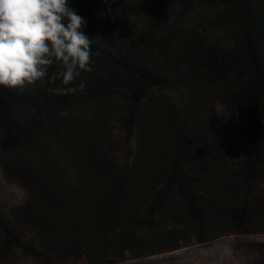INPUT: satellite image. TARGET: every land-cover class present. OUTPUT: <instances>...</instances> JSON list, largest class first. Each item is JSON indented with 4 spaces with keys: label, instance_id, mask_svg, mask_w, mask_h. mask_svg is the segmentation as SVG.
<instances>
[{
    "label": "trees",
    "instance_id": "16d2710c",
    "mask_svg": "<svg viewBox=\"0 0 264 264\" xmlns=\"http://www.w3.org/2000/svg\"><path fill=\"white\" fill-rule=\"evenodd\" d=\"M71 6L93 40L94 70L79 78L84 91L57 94L59 80L23 93L0 86L1 170L26 194L10 218L0 217V263L20 250L47 264L63 256L113 264L117 248L149 249L137 227L154 232L149 243L166 242L174 231L163 232L157 219L174 197L197 243L208 242L212 191L231 194L230 180L264 185V0ZM212 30L218 39H208ZM172 87L188 94L183 103L158 96ZM116 101L128 139L139 134L125 164L109 153ZM217 104L237 125L234 170L219 140ZM229 219L215 221L223 227Z\"/></svg>",
    "mask_w": 264,
    "mask_h": 264
},
{
    "label": "rangeland",
    "instance_id": "374dc122",
    "mask_svg": "<svg viewBox=\"0 0 264 264\" xmlns=\"http://www.w3.org/2000/svg\"><path fill=\"white\" fill-rule=\"evenodd\" d=\"M127 15L132 24H136L139 18L132 8ZM194 15L192 21H195ZM192 25L194 22L191 23ZM209 40H216L219 34L216 30L208 32ZM162 99H169L177 104L183 103L188 94L172 87L157 93ZM219 140L222 144L232 169L240 162L237 150V125L235 120L225 107L217 104ZM123 108L115 102L113 112L108 124L111 137L109 147L110 156L119 163L125 164L135 153L136 139H128L122 125ZM140 139V138H138ZM0 151V217L10 218V210L22 204L26 198L25 191L16 183L8 181L2 174ZM231 194L212 191L211 199L207 208L210 212V235L208 242L197 243L196 236L191 233L192 229L185 225V217L182 215L179 201L172 198L157 223L163 232L169 233L165 243H149L154 232L145 228L137 227L136 235L142 243L149 244V249L129 248L123 255L120 249L112 252L117 257L113 264H264V185L255 184L247 187L241 182L230 180ZM234 203L231 205L228 203ZM231 209V210H230ZM232 212V214H231ZM223 214V215H222ZM220 216H228L230 224L218 226L215 221ZM159 230V232L162 233ZM20 237L27 241L30 231L22 228ZM178 242V243H177ZM149 251L153 253H148ZM155 251V252H154ZM120 256H119V255ZM48 261H35L32 257L16 250L8 262L0 264H47ZM50 264H87L84 260H76L69 257L52 259Z\"/></svg>",
    "mask_w": 264,
    "mask_h": 264
},
{
    "label": "clouds",
    "instance_id": "9594fccd",
    "mask_svg": "<svg viewBox=\"0 0 264 264\" xmlns=\"http://www.w3.org/2000/svg\"><path fill=\"white\" fill-rule=\"evenodd\" d=\"M86 25L71 0H0V86L23 93L59 80L57 94L83 92L79 78L94 70Z\"/></svg>",
    "mask_w": 264,
    "mask_h": 264
}]
</instances>
